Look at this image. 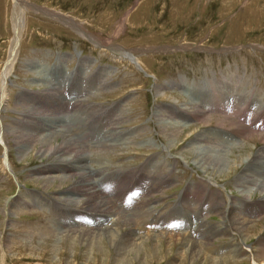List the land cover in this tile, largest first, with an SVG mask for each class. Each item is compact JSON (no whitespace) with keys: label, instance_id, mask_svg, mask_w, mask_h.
<instances>
[{"label":"rangeland","instance_id":"obj_1","mask_svg":"<svg viewBox=\"0 0 264 264\" xmlns=\"http://www.w3.org/2000/svg\"><path fill=\"white\" fill-rule=\"evenodd\" d=\"M24 1L35 5L36 8L31 6L19 8L15 0H0V70L8 53L10 40V48L13 46L15 8L20 14L19 24L23 22L21 26L19 25L21 40L18 60L8 79L7 97L1 107L5 141L9 148L8 159L14 178L4 171L0 163V260L4 259L5 264H119L116 261L117 248L110 247L106 239L103 240L102 248L94 247L91 253L88 252L87 245L78 241L75 245L71 244V235H78L79 231V234H84L88 229L95 227L91 224L94 211L83 209L84 205H88L85 202L88 201L95 207L103 203L100 200H105L110 201L109 203L114 205L119 213L111 229L118 228L122 236L131 235L139 230L141 236L145 237L142 241L146 244L142 246L139 257L136 254L128 255V259L120 264H254V261L263 264V257L256 260L248 257L249 253L260 252L259 248L262 247L260 242L264 243V211L258 213L261 194L253 191L250 199H247L237 191L235 175L240 174L242 170L231 177L213 171H208L209 173L201 171L193 163L194 154L190 147L197 133L207 134L217 130L218 133L232 132L235 128L229 121L240 120L233 112H228L229 109L223 113L221 103H219L221 111H207L203 118L197 120L194 106H190L189 102L193 96L195 97V93L197 96L200 92L207 94L208 89L210 94L219 97L227 88H235L237 91L241 87L244 88L241 93L257 95L264 99V0H21V3ZM58 13L70 19L75 26L79 24L78 26L84 27L113 49L115 46L135 50L133 53L137 60L139 59L138 63L110 47L96 46L81 34L82 31H77L74 26L62 19H57L55 16ZM91 59L93 62H90ZM82 66L86 67V75L89 76H94L104 68L110 70L104 75L105 85L110 88L98 91L92 89L93 93L86 98L85 93H80L83 96L80 94L75 96L73 93L75 91L77 93L81 88L76 73ZM53 71L72 72L73 76L70 81L57 82L52 76ZM55 81L57 84L55 85L59 86L56 91L52 89L54 84L51 83ZM183 84L186 87L195 86L194 91L188 90ZM159 91L164 94H158ZM58 95H63V101ZM74 97L78 98L77 102L74 100L75 103L71 101ZM86 108L89 111L85 112ZM117 108L123 111L120 121L118 120L120 116H115ZM203 108L202 106L198 108L200 114L203 113ZM156 109L161 110L162 118L185 119L188 124L182 128L183 131H178L179 135L182 133L180 136H173V140L179 138L171 148L168 147L171 136L168 132L167 134L163 132L159 119L154 114ZM73 111L76 115L86 113L91 116L89 121L93 120L92 125L85 124L88 128H83L85 132L87 131V137L82 140L87 142L97 131L100 135L102 128L110 129L117 126L126 133L136 132L131 135V140L128 139L117 147L109 150L99 148L108 150L106 155L99 154L91 148L93 153L90 160H87L91 171L106 166L113 171L124 172H121L123 179L116 174L102 175L100 179H97L99 175L90 176L92 181L99 183V190H95L97 195L90 196V199L82 193L83 202L80 206L64 201L66 195L64 193H68L69 196L72 191L76 192L75 184L80 179L79 174L70 176L65 181L55 179L50 182L46 179L48 165L58 161L55 156H46L44 133L46 130L39 129V122L36 125L31 123L33 119L31 117L39 113L61 116L66 112L74 114ZM226 112L229 114H225ZM204 118L213 120L204 123ZM222 118L226 126L219 123ZM19 119V129L28 127L18 134L20 138L7 130V127L14 126ZM243 122L245 126L251 123L247 120ZM29 125L36 128L37 135ZM249 127L254 128L252 123ZM194 128H197L195 130L197 132L190 133ZM248 132L250 134L246 135L247 143L251 142L248 141L249 138L258 134L255 130ZM60 139L62 138L59 137L58 140L55 138L52 141L59 142ZM148 140L151 142L148 144L153 146L140 145L143 141L149 142ZM252 142L255 146H252L251 153L264 145V141ZM164 146L168 149L166 147L164 149ZM41 150L44 155L40 153ZM183 154H187L183 156L184 159L181 157ZM134 176L139 178L136 179ZM110 178H115L118 182L108 184L104 181ZM134 180V187L133 189L129 187L127 194L126 185L131 181L133 183ZM85 187L87 188V185ZM79 192L78 189L77 195ZM130 194L138 197V200L133 201ZM235 197L237 202L234 200ZM128 199L131 205L123 206V211L127 209L130 211L128 214L125 213V216L116 204ZM172 202L186 206L192 227L196 226L193 231L188 224L182 228L181 224L174 228V222L170 221V218H163V222L159 220V216L164 215L167 210L164 207ZM201 203L206 206L197 211L193 209ZM225 208L230 210V214L240 213L251 223L259 224V232L257 229L256 234L243 243L238 231L233 228L229 229L231 234L235 233L236 239L234 238L233 243L227 237L218 236ZM45 211L50 215H45ZM93 215L96 221L98 215ZM125 217L132 218L133 221L125 222ZM165 221L167 225L162 224ZM169 221L173 224L168 223ZM179 228L182 231L186 230L187 233L177 232ZM97 230L96 233L99 232ZM77 240L82 241L79 237ZM138 241L135 240L137 243L141 242ZM234 243L236 245L241 243L238 245L239 253L232 251ZM193 244L201 251L194 256ZM155 247L160 249L155 251Z\"/></svg>","mask_w":264,"mask_h":264},{"label":"bare ground","instance_id":"obj_2","mask_svg":"<svg viewBox=\"0 0 264 264\" xmlns=\"http://www.w3.org/2000/svg\"><path fill=\"white\" fill-rule=\"evenodd\" d=\"M16 6L18 4V7L20 8H28V6L31 7H35V5L28 3L26 1H24L23 3H21V0H15ZM22 5V6H21ZM36 8V7H35ZM37 10H39L37 8ZM36 10V11H37ZM46 11V10H45ZM48 11V10H47ZM50 12V10H49ZM57 13V12H56ZM20 17L19 12H17L16 8H15V13L13 16V21H14V30H15V37L19 36V39L21 40V34H20V27H19V23L21 22L20 19L18 18ZM57 19H62L63 21H65V23H68L69 25L74 26L77 31H82V35H84L85 37H87L88 39H90L93 43H95L96 46H101V47H110L111 49H113L108 43H105L103 40H101L100 38L90 34L88 32V30L86 31V29H84V27L82 26H78L70 20V19H66V16L62 17V15L60 13L56 14L55 16ZM23 21V20H22ZM23 23V22H22ZM21 23V25H22ZM20 25V26H21ZM19 40V43H20ZM15 43V38L13 39V46ZM20 45V44H19ZM12 46V48H13ZM117 46V45H116ZM100 47V48H101ZM114 47V51L115 52H119L120 54L128 57L129 59L133 60L134 62L138 63L137 58L135 57L133 51L135 50H128V49H123L120 47ZM109 50V49H108ZM136 52V51H135ZM60 59V58H59ZM66 59V58H65ZM93 59H91L90 62ZM83 62V61H82ZM96 62V61H95ZM62 63V62H61ZM84 63V62H83ZM38 65V64H37ZM36 65V67H37ZM40 66V65H39ZM31 67V65H30ZM140 69V66H138ZM5 71L9 72L12 68V62L8 65H6L5 67ZM43 68V65H42ZM41 68V69H42ZM86 67L82 66L80 67L78 70V72L76 73L78 80H79V90H78V94L76 93V91L73 93L75 94V96H79L80 93H85L86 97H88L90 94L93 93L92 89L97 90L98 89H103V88H108L105 85V78L104 75L105 73H107L110 70H107V68H104L103 71L98 72L97 74H95L94 76L91 75H86ZM142 68V67H141ZM143 69V68H142ZM57 70V69H56ZM144 70V69H143ZM29 71V70H28ZM33 71V70H32ZM107 71V72H106ZM63 72V71H61ZM66 72V71H65ZM32 73V72H31ZM53 75L54 78L58 81H64V80H68L70 81L73 74L71 73H60V72H54L53 71ZM3 74V73H2ZM89 77V78H88ZM108 77V76H107ZM227 77V76H226ZM239 77V76H238ZM48 78V77H47ZM46 78V79H47ZM241 78V77H239ZM45 79V78H44ZM73 80V79H72ZM77 80V81H78ZM215 80V79H214ZM220 81V80H219ZM29 82V81H28ZM33 82V81H32ZM182 82V81H181ZM7 83L8 80L5 79V77H3L2 75V96H3V101L5 100V98L7 97L6 94V88H7ZM36 83V81H35ZM45 83V82H44ZM54 84V86H52V89H57L56 86V81L51 82ZM168 83V82H167ZM240 83V82H239ZM40 84V83H39ZM42 84V83H41ZM56 84V85H55ZM67 84V83H66ZM187 84V83H186ZM188 84H190V82H188ZM220 84V83H219ZM245 84V83H244ZM49 85V83H48ZM64 85V84H63ZM62 85V86H63ZM77 85V84H76ZM184 85V84H183ZM196 85V84H195ZM211 85V84H210ZM209 85V86H210ZM228 85V84H227ZM6 86V87H5ZM51 86V85H50ZM70 86V85H69ZM111 86V85H110ZM172 86V85H170ZM185 86V85H184ZM212 86V85H211ZM215 86V85H214ZM223 86V85H222ZM239 86V85H238ZM247 86V85H246ZM5 87V88H3ZM65 87V86H64ZM115 87V86H114ZM173 87V86H172ZM177 87V86H176ZM226 87V86H225ZM224 87V88H225ZM228 87V86H227ZM245 87V86H244ZM30 88V87H29ZM44 88V87H43ZM61 88V87H60ZM63 88V87H62ZM76 88V87H75ZM110 88V87H109ZM108 88V89H109ZM158 88V87H157ZM180 88V87H179ZM182 88V87H181ZM188 90L190 91H194V88L191 87H186ZM198 88V87H197ZM223 88V87H222ZM237 88V87H236ZM253 88V86H252ZM251 88V89H252ZM46 89V88H45ZM48 89V88H47ZM51 89V90H52ZM71 89V88H70ZM78 89V87H77ZM76 89V90H77ZM114 89V88H113ZM244 89V88H243ZM242 87L236 91L235 88H227L225 90V93L219 97L214 96V94H210V90L208 89V93L207 94H200L197 96V94L195 93V97L193 96L191 100L190 106H194V110L196 111V119L199 120L201 118L204 117L205 113L207 111L209 112H217V111H221V108L219 107V103H221V107L222 112L224 113V111L227 109H229L228 112H233L235 115H237V118L240 120L238 122H233V121H229L231 122L230 125L233 126L235 128L234 131L232 132H226V133H218L217 132H210V133H197L195 135V138L192 140V142L190 143V147L192 148V153L194 154V160L193 163L196 165V167H198L201 171H205L207 173H209L208 171H213L215 173H218L220 175H224L226 177H231L232 174H236V172L239 170H242V172L240 174H236L235 175V187L238 189L237 191H239L242 195V197H245L247 199H250V196L252 195L253 191H257L261 194V197L259 199V212L261 213L264 211V145H262V147H259L257 149V151H252V153L250 152V150L252 149V146L254 145V143L252 141H264V99H260L261 97H258L257 95H249V94H244L241 93L240 91H243ZM246 89V88H245ZM250 89V90H251ZM44 90V89H43ZM50 90V89H49ZM253 90V89H252ZM36 91V90H35ZM56 91V90H55ZM73 91V90H72ZM100 92V91H99ZM248 92V91H247ZM251 92V91H250ZM55 93V92H54ZM62 93V92H61ZM13 94V93H12ZM68 94V93H67ZM82 94H80L81 96H83ZM158 94H164L163 92H158ZM71 95V94H70ZM262 95V94H261ZM29 96V95H28ZM67 96V95H66ZM80 96V97H81ZM188 96V95H187ZM58 98H60L61 101H63V95H58ZM177 98V97H176ZM180 98V97H179ZM189 98V97H188ZM215 98V100H214ZM13 99V98H12ZM66 99V98H65ZM68 99V98H67ZM80 99V98H79ZM131 99V98H130ZM175 99V98H174ZM178 99V98H177ZM52 100V99H51ZM55 100V99H54ZM78 100V98L75 99H71V101H73L75 103V101ZM180 100V99H179ZM188 100V99H187ZM189 100V101H190ZM2 101V102H3ZM31 101V100H29ZM81 101V100H80ZM79 101V102H80ZM129 101V100H128ZM174 101V100H173ZM182 101V100H181ZM49 102V99H48ZM47 102V103H48ZM77 102V101H76ZM83 102V101H82ZM188 102V101H187ZM70 103V101H69ZM73 103V104H74ZM168 103V102H167ZM176 103V102H175ZM185 103V102H184ZM53 104V103H52ZM67 104V103H66ZM82 104V103H81ZM170 104V103H169ZM3 104H0V108L2 107ZM59 105V104H58ZM63 105V104H62ZM69 105V104H68ZM84 105V104H82ZM95 105V104H94ZM39 106V105H38ZM66 105H64L65 107ZM168 106V105H167ZM185 106V105H184ZM204 107V111H202L203 113L200 114V110L198 109L199 107ZM81 107V106H80ZM102 107V106H101ZM189 107V105H188ZM70 108V107H69ZM82 108V107H81ZM123 108V107H122ZM165 108V107H164ZM190 108V107H189ZM193 108V107H192ZM2 109V108H1ZM1 109H0V117L1 116ZM23 109V108H22ZM75 109V108H74ZM117 113L115 114V116H120V118L118 119L120 121V119L122 118L121 115L123 114L122 109L117 108ZM131 109V108H130ZM135 109V108H134ZM173 109V108H172ZM179 109V108H178ZM187 109V108H186ZM25 110V109H24ZM66 110V109H64ZM68 110V109H67ZM88 109L86 108L84 111L86 112ZM128 110V108H127ZM193 110V109H192ZM89 111V110H88ZM111 111V110H110ZM114 111V109H113ZM112 111V112H113ZM187 111V110H186ZM190 111V109L188 110V112ZM72 112V111H71ZM71 112H69L70 114L65 113L64 115H54V114H42L39 113L37 114V116L35 117H31L33 118L31 123L33 125H36L38 122L40 123V127L39 129L42 130L44 128V130H46L45 136H46V156L50 155V156H55V159H57L56 161H58V163H52L50 165H48V174L46 175V179L49 180L50 182L55 181V179H63L65 181V179H69L70 176H74L75 174H79L80 179L79 181L76 182L75 184V188L78 190L79 189V195H77V190L76 192L72 191V194H70L69 196L67 195L68 193H64L66 195H64V201L66 200L69 204L72 205H79L83 202L82 200V193H84L85 196H95V194L97 195V192L95 190H99L98 189V182L96 181H92V179L90 178V176H95V175H99L100 177H97V179H100L101 177H103L102 175H114L116 174L118 177H120V179H123V174L121 175V172H116L113 171L111 169L106 168V166L102 167L99 170H95V171H91L88 167V161L90 160L91 154L93 153V150L98 151L99 154H107L106 152L109 149H112L113 147H117V145L119 144H123L126 140L131 138V135L135 134L136 132H123L121 129H119V127L115 126L112 127L110 129H101L100 135L98 134V131L96 129V135H92V137H88L89 138V142H87L86 140H82L84 138H86V133L83 130V128L87 129L88 127H85V124L87 126L92 125L93 124V120L89 121L91 116L85 114H79L76 115L73 111L74 114H71ZM77 112V111H76ZM81 112V111H79ZM132 112V111H131ZM169 112V111H168ZM192 112V111H191ZM199 112V113H198ZM228 112H226L225 114H227ZM32 113V112H31ZM30 113V114H31ZM84 113V112H83ZM97 113V112H96ZM107 113V112H106ZM29 114V113H28ZM34 114V113H33ZM62 114V113H61ZM92 114V113H90ZM102 114V113H100ZM155 116L159 119V123L162 126V130L163 132H168L171 136V138H169V142H168V147L171 148V146H174L176 139H178L179 137H177L176 139L173 140V136L175 135H179L178 131H183L182 128L186 127L187 122H185V119H174L173 117L170 118H162L163 114L161 113V110L156 109L154 112ZM171 114V113H170ZM187 114V113H186ZM213 114V113H212ZM229 114V113H228ZM106 115V114H105ZM112 115V114H111ZM32 116V114H31ZM135 116V115H134ZM137 116V115H136ZM169 117V116H168ZM176 117V116H175ZM209 117V116H206ZM116 118V117H115ZM134 118V117H133ZM214 118V116H213ZM227 118V117H226ZM100 119V118H99ZM108 119V118H107ZM113 119V118H112ZM127 119V118H126ZM172 119V120H171ZM223 119V118H222ZM221 119V120H222ZM213 120V119H212ZM212 120L210 118H204V123H209L212 122ZM216 120V119H215ZM220 120V118H219ZM250 121L252 123V125L254 126V128H250L249 125L251 124H244L243 121ZM2 121V118H1ZM5 121V120H4ZM79 121V122H78ZM88 121V122H87ZM102 121V120H101ZM196 121V120H195ZM201 121V122H203ZM228 121V120H227ZM80 123L81 125L79 126L78 123ZM99 122V121H98ZM97 122V123H98ZM108 122V121H107ZM112 122V121H111ZM127 122V121H126ZM197 122V121H196ZM216 122V121H215ZM4 122H2V129H3V134L1 135L2 141L4 142L5 146H6V153L5 155V159H7L6 162V166L8 167V165L11 167L10 161L8 159V153H9V148L6 145V141H5V125H3ZM109 123V122H108ZM223 125H225V121L224 119L219 122ZM106 124V123H105ZM124 124V123H123ZM215 124V123H214ZM229 124V123H228ZM20 125V119L19 122H16L14 126H9L7 127L8 132H13L16 137L20 138V132L21 131H25L26 128H28L26 126V128L22 129L23 127H21V129H19ZM22 125V124H21ZM25 125V124H24ZM94 125L96 126V124L94 123ZM107 125V124H106ZM32 125H29V127H31ZM108 126V125H107ZM106 126V127H107ZM111 126V125H110ZM109 126V127H110ZM127 126V125H126ZM226 126V125H225ZM36 127V126H35ZM94 127V126H93ZM188 127V126H187ZM200 127V126H199ZM215 127V126H214ZM213 127V129H214ZM222 127V126H221ZM133 128H135L133 126ZM190 128V127H189ZM140 130V128H138ZM207 129V128H206ZM212 129V127H211ZM219 129V128H218ZM18 130V131H17ZM36 128H34L32 126V131L35 132V134L37 135L38 131H35ZM93 130V129H92ZM197 128H194L190 133H196ZM224 130V127H223ZM226 130V129H225ZM229 130V129H228ZM256 131L257 136H252L251 138L246 140V135L249 136V132L248 131ZM261 130V132L259 131ZM31 131V130H30ZM31 131V133L33 134V132ZM207 131V130H206ZM213 131V130H212ZM227 131V130H226ZM231 131V130H230ZM18 132V133H17ZM176 132L178 134H176ZM145 133V132H144ZM185 133V132H184ZM98 134V135H97ZM167 134V133H166ZM182 134V133H181ZM180 134V135H181ZM215 134V135H214ZM228 134H234L229 136ZM22 135V134H21ZM179 135V136H180ZM61 137L62 139L59 140V142H54L52 141L55 140V138L58 140V138ZM235 137H238L239 139H235ZM192 138V137H191ZM167 139V138H166ZM56 140V141H57ZM131 140V139H130ZM153 140V139H152ZM183 140V137H182ZM149 141V140H148ZM178 141V140H177ZM151 143L149 142H142L140 143L141 146H147V145H152L153 144H148ZM137 144V143H136ZM256 144V143H255ZM262 144V143H260ZM125 145V144H124ZM132 145V144H131ZM167 145V144H166ZM255 146V145H254ZM261 146V145H260ZM24 147V145H23ZM155 147V146H154ZM166 146H164L165 149ZM14 148V147H13ZM91 148L93 150H91ZM99 148H107L108 150L105 151ZM131 148V147H130ZM134 148V147H133ZM140 148V147H139ZM149 148V147H147ZM167 148V147H166ZM262 150H261V149ZM19 149V148H18ZM135 149V148H134ZM168 149V148H167ZM188 149V148H187ZM234 149V150H232ZM128 150V149H127ZM151 150V149H150ZM154 150V149H153ZM170 150V149H169ZM189 150V149H188ZM131 151V150H130ZM183 151V150H182ZM187 151V150H186ZM191 151V149H190ZM189 151V152H190ZM28 152V151H27ZM129 152V151H128ZM133 152V151H132ZM136 152V151H135ZM40 153H44L43 150L40 151ZM131 153V152H130ZM128 153V155L130 154ZM192 154V155H193ZM44 155V154H42ZM127 155V154H126ZM184 155L187 154H183L181 157L183 158ZM157 157V156H156ZM186 157V156H185ZM104 158V157H103ZM144 158V157H143ZM190 158V157H189ZM4 159V160H5ZM108 159V157H107ZM161 159V158H160ZM158 159V160H160ZM163 159V158H162ZM161 159V160H162ZM184 159V158H183ZM100 160H102L100 158ZM106 160V159H105ZM160 160V162H161ZM94 161V160H93ZM188 161V160H186ZM101 162V161H100ZM165 162V161H164ZM91 163V162H90ZM94 163V162H93ZM156 163V162H155ZM163 163V162H162ZM168 163V162H167ZM166 163V164H167ZM109 164V163H106ZM164 165V163H163ZM193 166V165H192ZM109 167V166H108ZM114 167V166H113ZM154 167V166H153ZM159 167V166H156ZM188 167V166H187ZM12 169V167H11ZM92 169V168H91ZM97 169V168H96ZM151 169V167H150ZM155 169V168H154ZM168 169V168H167ZM161 170V169H160ZM118 171V170H117ZM152 171V169H151ZM167 171V170H166ZM154 171H152L153 173ZM124 173V172H122ZM154 174V173H153ZM125 177H127L126 175H124ZM159 176V175H158ZM169 176V175H168ZM205 176V175H204ZM208 177V176H207ZM72 178V177H71ZM134 178L138 179V176H134ZM158 178V177H157ZM160 178V177H159ZM166 178V177H165ZM202 178V177H201ZM127 179V178H125ZM153 179V178H152ZM163 179V178H162ZM165 180V179H164ZM167 180V178H166ZM172 180V179H171ZM169 179V181H171ZM48 181V182H49ZM106 183L111 184V183H117L118 180L116 181L115 178H110V180H104ZM116 181V182H115ZM128 181V180H127ZM158 181V180H157ZM160 181V180H159ZM174 181V180H172ZM176 182V181H175ZM209 182V181H208ZM46 183V182H45ZM130 182L129 185H126L127 187V194H128V189L129 187H131L133 189L134 184H135V180ZM156 183V182H155ZM154 183V184H155ZM159 184V183H158ZM192 184V183H191ZM85 185H87V188L85 187ZM196 185V184H195ZM201 185V184H200ZM156 186V185H155ZM167 186V185H166ZM198 187V186H197ZM202 187V185H201ZM149 188V187H148ZM188 188V187H186ZM191 188V187H190ZM199 188V187H198ZM217 188V187H216ZM151 189V188H150ZM200 189V188H199ZM71 191V188L69 189ZM74 190V189H72ZM154 190V189H153ZM195 190V189H194ZM68 191V190H67ZM199 191V190H198ZM210 191V190H209ZM218 191V190H217ZM99 192V191H98ZM200 192V191H199ZM57 193V192H56ZM214 193V192H213ZM239 193V194H240ZM102 194V193H101ZM106 194V193H105ZM118 194V193H117ZM204 194V192L202 193ZM207 194V192H206ZM217 194V193H216ZM219 194V193H218ZM221 194V192H220ZM99 195V194H98ZM103 195V194H102ZM204 196V195H202ZM220 196V195H219ZM235 196V195H234ZM233 196V197H234ZM159 197V196H158ZM211 197V196H210ZM214 197V196H213ZM229 197V196H228ZM37 198V197H36ZM102 198V197H101ZM128 198V197H127ZM148 198V197H147ZM185 198V197H184ZM187 198H190L187 196ZM218 198V197H217ZM231 198V197H230ZM229 198V199H230ZM241 199V197H239ZM253 198V197H252ZM100 199V197H99ZM183 199V198H182ZM192 199V197H191ZM243 199V198H242ZM235 202L236 201V197H235ZM255 200V199H254ZM27 201V200H26ZM90 201V200H89ZM98 201V200H97ZM102 201V204H98L95 207L91 204L88 203V201H86L85 203H87L88 205L83 207V209H87L88 211H94L92 212V218H91V224L92 226L94 225L95 227H92L91 229H88V232L84 233V234H79L72 236L71 235V244L75 245L77 244V241L79 243H82L84 245H87L88 247V252L91 253L92 248L94 247H103L102 245H104L103 240L106 239V241L109 243V246H115L117 248V253H118V257L116 259V261H118V263H123L126 259H128V255L131 254H136L137 257H139V253H141L142 250V246L146 244L145 241H142L145 237L141 236L139 230L138 231H134L133 233H131V235H126V236H122V234H120L121 232L118 230V228L114 227L111 229V226H113V224H115V220H116V216L117 214L119 215V213L117 212L116 208L114 207V205L112 206L111 203H109L110 201H105V200H100ZM183 201V200H182ZM214 201V199H213ZM228 201V200H227ZM244 201V200H243ZM190 202V201H189ZM245 202V201H244ZM12 203V202H11ZM114 203V202H113ZM126 203V204H125ZM145 203V202H144ZM149 203V202H148ZM184 203V202H183ZM188 203V202H187ZM195 203V202H194ZM219 203V202H217ZM197 204V203H196ZM202 204V203H201ZM198 204L196 206H194L193 209H195L196 211L199 210L200 208L206 206L204 203L201 205ZM235 204V203H234ZM233 204V205H234ZM244 204V203H243ZM249 204V201H248ZM247 204V205H248ZM253 204V203H252ZM251 204V205H252ZM257 204V203H256ZM48 205V204H47ZM83 205V204H82ZM130 200L128 199L127 201H119L118 204H116V206H118L120 209L119 211H123V206H130ZM152 205V203H151ZM174 205L177 207L176 209H178L179 211H177L178 213H184L186 216L184 217V219H188L189 223L191 221L189 213L187 212V210L185 209L186 206H184L182 203L178 204L177 202L174 203ZM189 205V203H188ZM250 205V204H249ZM33 208V205H31ZM30 206V207H31ZM38 206V205H37ZM78 206V207H79ZM191 206V205H190ZM209 206V205H208ZM211 206V205H210ZM218 206V205H217ZM227 206V205H226ZM240 206V205H239ZM29 208V206H26ZM229 207V206H228ZM246 207V206H245ZM7 208V207H6ZM140 207H138L139 209ZM154 208V207H153ZM235 208V207H234ZM233 208V209H234ZM132 209V208H131ZM239 209V208H238ZM258 209V208H257ZM78 210V209H77ZM149 210V209H148ZM240 210V209H239ZM22 211V210H21ZM76 211V210H73ZM128 210L127 211H123L125 215L128 214ZM142 211V210H141ZM190 211V209H189ZM235 211V210H234ZM252 211V209H251ZM82 212V211H81ZM220 212V211H219ZM223 212V211H221ZM83 213V212H82ZM81 213V214H82ZM130 213V212H129ZM151 213V212H150ZM258 213H255L258 214ZM80 214V215H81ZM93 214H97L98 218L95 221L93 216L95 217V215ZM122 214V213H121ZM146 214V213H145ZM238 214V213H237ZM263 214V213H262ZM70 215V214H69ZM131 215V214H129ZM72 216V215H71ZM122 216V215H121ZM126 216V215H125ZM133 216V215H132ZM221 216V214H220ZM79 217V216H78ZM134 217V216H133ZM73 218V217H72ZM86 218V217H85ZM163 218H170V220L172 218H176V215L172 214V213H168L165 212L164 215H160L159 216V220L163 222ZM207 218V217H206ZM96 219V217H95ZM126 219V220H125ZM119 220V219H118ZM125 222H131L133 221V219H128V217L124 218ZM138 220V218L136 219ZM122 221V220H120ZM206 221V220H205ZM80 222V221H79ZM117 222V221H116ZM76 223V222H74ZM85 223V222H84ZM136 223V222H135ZM168 223H171L170 221ZM177 223L179 224V220L177 221ZM200 223V222H199ZM72 224V223H71ZM87 224V223H86ZM120 223H117V227H119ZM163 225H167V221H165V223H162ZM173 224V223H171ZM261 224V223H260ZM70 225V224H69ZM69 225H67L69 227ZM73 225V224H72ZM76 225V224H75ZM124 225V224H123ZM189 225V224H188ZM220 225V224H219ZM71 226V225H70ZM86 226V225H85ZM39 227V226H38ZM78 227V226H77ZM81 227V226H80ZM178 227V226H176ZM190 228L192 227V223L189 226ZM216 227V226H215ZM182 228V225H181ZM235 229L238 231L239 233V237L240 240L242 241V243L244 241H249V238L253 237V234H256V230L259 228V224L257 223H251L250 220L244 216L241 215L239 213V215H234V214H230V210L228 208H225L224 213H223V221L218 229L219 234H217L218 236H224L230 239V241L234 242V238L235 237V233L231 234L229 229ZM80 229V228H78ZM82 229V227H81ZM98 229L99 232L96 233V230ZM217 229V228H216ZM57 230V229H56ZM94 230V231H93ZM97 230V231H98ZM106 230V231H104ZM111 230V231H110ZM206 230V229H205ZM251 230H254L251 232ZM49 231V230H48ZM58 231V230H57ZM75 230L73 229L72 232H74ZM77 231V230H76ZM87 231V230H86ZM193 231V229H192ZM209 231V230H208ZM233 231V230H232ZM236 231V232H237ZM63 231L61 230L60 233H62ZM177 232H185L187 233V231H182L180 230V228L178 229ZM210 232V231H209ZM259 232V229H258ZM50 233V232H49ZM31 234V233H30ZM73 234V233H72ZM77 234V233H76ZM126 234V233H125ZM124 235V234H123ZM62 236V235H61ZM150 236V235H149ZM217 236V237H218ZM252 236V237H251ZM257 236V235H256ZM263 236V235H262ZM31 237V235H30ZM77 237H79L80 240H77ZM165 237V236H164ZM212 237V236H211ZM214 237V236H213ZM212 237V238H213ZM259 237V236H258ZM148 238V237H146ZM256 238V237H255ZM215 239V238H214ZM263 239V238H262ZM135 240H139L141 242L137 243L135 242ZM153 240V239H152ZM148 241V240H147ZM209 241V240H208ZM100 242L102 244H100ZM232 242V243H233ZM155 243V242H154ZM262 247L259 248L260 252H256L253 253L252 250H248V252H252L249 253L250 258L253 259H262V257L264 258V243L260 242ZM241 245V243H239ZM238 244V245H239ZM259 244V243H258ZM194 247H192V256L199 254L201 251L199 249L195 248V244H193ZM238 245H236V243L232 244L233 246V252L235 253H239L240 252V248L238 247ZM250 246V245H249ZM86 247V248H87ZM168 247V246H167ZM244 247V246H243ZM159 247H155V251L159 250ZM225 249V248H224ZM252 249V248H251ZM228 251V250H227ZM178 252V251H177ZM181 252V251H180ZM255 252V251H254ZM154 254V253H153ZM156 254V252H155ZM216 254V253H215ZM221 254V253H220ZM234 254V253H233ZM157 255V254H156ZM224 255V254H223ZM245 257V253L243 254ZM150 256V255H149ZM222 256V255H221ZM234 256V255H233ZM151 257V256H150ZM159 257V256H158ZM226 257V256H225ZM261 257V258H260ZM222 258V257H221ZM155 260V259H154ZM214 260V259H213ZM224 260V259H223ZM228 260V259H227ZM226 261V260H225ZM220 262V261H219ZM229 261H227L228 263ZM0 264H5V260H0ZM254 264H259L256 261H254ZM264 264V263H263Z\"/></svg>","mask_w":264,"mask_h":264},{"label":"water","instance_id":"obj_3","mask_svg":"<svg viewBox=\"0 0 264 264\" xmlns=\"http://www.w3.org/2000/svg\"><path fill=\"white\" fill-rule=\"evenodd\" d=\"M14 2V1H13ZM14 4V3H13ZM13 37H15V30H14V35H13ZM17 38H18V36H16ZM15 37V38H16ZM12 60V65L14 64V61L16 60V57H15V51H11L10 53H9V60H8V63H9V61H11ZM9 73L10 72H7V71H4L3 72V77H5V79L6 78H8V76H9ZM3 88H5V87H3ZM1 89H2V87H1ZM2 99H3V96L1 95V97H0V104H1V102H2ZM4 153H6V146H4Z\"/></svg>","mask_w":264,"mask_h":264}]
</instances>
